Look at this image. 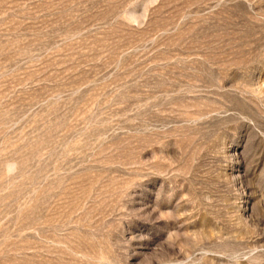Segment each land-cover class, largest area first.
<instances>
[{
    "label": "rangeland",
    "instance_id": "obj_1",
    "mask_svg": "<svg viewBox=\"0 0 264 264\" xmlns=\"http://www.w3.org/2000/svg\"><path fill=\"white\" fill-rule=\"evenodd\" d=\"M0 264H264V0H0Z\"/></svg>",
    "mask_w": 264,
    "mask_h": 264
},
{
    "label": "clouds",
    "instance_id": "obj_2",
    "mask_svg": "<svg viewBox=\"0 0 264 264\" xmlns=\"http://www.w3.org/2000/svg\"><path fill=\"white\" fill-rule=\"evenodd\" d=\"M16 165L14 163H9L5 168V174L11 176L15 171Z\"/></svg>",
    "mask_w": 264,
    "mask_h": 264
}]
</instances>
